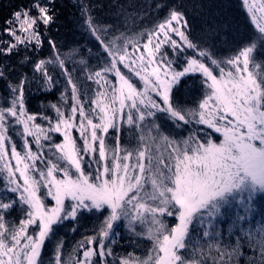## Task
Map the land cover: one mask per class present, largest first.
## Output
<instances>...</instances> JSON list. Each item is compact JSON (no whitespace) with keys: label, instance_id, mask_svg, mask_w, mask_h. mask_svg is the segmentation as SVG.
<instances>
[{"label":"snow or ice","instance_id":"obj_1","mask_svg":"<svg viewBox=\"0 0 264 264\" xmlns=\"http://www.w3.org/2000/svg\"><path fill=\"white\" fill-rule=\"evenodd\" d=\"M73 6L92 48L58 41L57 0L0 25V264H264V0L224 48L203 4Z\"/></svg>","mask_w":264,"mask_h":264},{"label":"trees","instance_id":"obj_2","mask_svg":"<svg viewBox=\"0 0 264 264\" xmlns=\"http://www.w3.org/2000/svg\"><path fill=\"white\" fill-rule=\"evenodd\" d=\"M59 5V19L56 22V25L53 26L52 32L56 35V38L61 44L68 46H82L84 48H92L93 45L89 43V38L86 34L82 32L77 23L78 13L76 8L73 6L74 0H57ZM116 0H94V3L101 5L100 12L106 18L114 20V13L109 9V5L115 3ZM148 0H119V3L124 5L126 8L131 5L129 12L132 16H135L137 12H142V6L145 5ZM189 5L203 4L204 8L200 10H194L191 7L189 8V20L193 29L197 32H200L201 29H204L206 32L211 25L214 29L212 32H207L209 39L214 41L218 48L227 47L224 43V40L228 38L229 40L232 36H235L236 26L239 23L240 32L244 31L243 25L247 22L244 20L242 13L243 9L239 7V0H185ZM28 0H0V25L5 18L9 17L21 4H27ZM124 23V18L121 17L120 21ZM128 30H138L139 20L137 19L135 24L132 19L127 20ZM59 28L57 34L56 29ZM218 34V35H217ZM93 51L95 49L93 48ZM43 54H48V48L45 46ZM87 54V53H85ZM3 88V84L0 83V89ZM58 94L49 95L46 93H36L30 98V106L33 110H36L41 102L55 101ZM259 203V201H258ZM261 220L259 212H257L254 226L259 224ZM95 223L94 218L88 219L83 222L79 232L73 236L72 233L68 231L67 228L60 229V235L65 236L68 244V249L71 250L72 245L75 240L80 239V233L85 231H90ZM70 227V226H69ZM122 231V229H121ZM55 241L48 244V250L51 251ZM117 251L123 252L125 250L132 251L133 247L129 245L127 240L122 244L116 246ZM144 250L143 246L136 251L142 252ZM247 251V250H246Z\"/></svg>","mask_w":264,"mask_h":264}]
</instances>
